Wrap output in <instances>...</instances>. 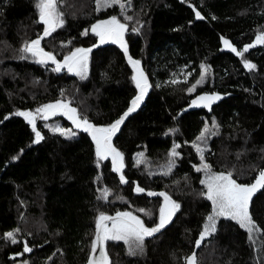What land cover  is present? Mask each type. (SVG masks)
I'll list each match as a JSON object with an SVG mask.
<instances>
[{"label": "trees", "instance_id": "16d2710c", "mask_svg": "<svg viewBox=\"0 0 264 264\" xmlns=\"http://www.w3.org/2000/svg\"><path fill=\"white\" fill-rule=\"evenodd\" d=\"M36 3L0 0V264H84L101 213L129 212L154 227L159 193L179 209L145 238L139 256L127 255L120 241L104 243L110 264H186L193 254L196 264H264L261 187L249 203L258 239L249 240L237 222L219 217L216 231L196 246L211 206L199 183L202 171H196L201 152L193 147L199 146L211 170L242 176L248 185L264 170V44L242 56L224 44L228 40L243 52L264 35V0H120L123 9L105 7L102 0H58L63 26L44 37L41 47L58 62L73 48L91 49L83 79L66 67L54 71L51 61L22 58L25 45L43 36ZM112 16L127 25V54L85 34L90 24ZM129 57L139 61L149 87L112 137L123 156L121 172L109 159L97 160L87 132L68 128L65 117L36 115L43 137L36 142L32 125L15 115L36 114L40 106L60 101L81 121L111 125L139 93ZM245 61L255 68H246ZM202 92L221 98L208 111L185 108ZM56 122L75 134L54 131ZM206 126L210 131L197 140ZM174 147L176 157L170 155ZM8 232L17 243L6 238Z\"/></svg>", "mask_w": 264, "mask_h": 264}, {"label": "snow or ice", "instance_id": "6c2138e0", "mask_svg": "<svg viewBox=\"0 0 264 264\" xmlns=\"http://www.w3.org/2000/svg\"><path fill=\"white\" fill-rule=\"evenodd\" d=\"M105 7H112L119 4L121 9L124 8V4L120 3V0H102ZM58 0H37L36 8L38 9L39 22L44 27L43 36L36 40L26 44L22 49L24 53H30L33 57H39L38 63H46L51 61L56 67L54 71H60L62 68L67 67L69 72H75L83 79L87 71V60L88 53L91 49H76L70 55L64 57L63 62H58L55 56L50 52L44 51L41 47V40L44 37L50 36L57 28L62 27L64 20L62 18V12L58 10ZM198 19H201L199 12L196 13ZM127 20H131L130 16L125 17ZM127 30V25L121 23L116 17L112 16L110 19L101 21L92 26L91 32L99 37L101 43L111 41L113 43H120L121 47L124 48L127 54V48L123 42V36ZM87 34V32L85 33ZM256 43L264 44V35L257 36ZM224 44L230 48L237 56H242L244 52L248 51L249 47L254 45L246 46L243 52L237 51L236 48L232 47L228 40H224ZM26 58V57H22ZM129 61L134 67L139 65V61H132L129 57ZM244 66L249 70L254 69L255 65L245 61ZM207 69H205V74ZM205 75H201V80L197 81L199 84L203 81ZM133 80L136 82V87L139 89V94L131 101V106L128 110L117 119L114 123L107 127H95L85 118L82 121L77 117L76 110L71 108L69 104L64 102H56L55 104H48L36 110V113H43L44 119L48 118V115H55L57 112H63L69 119L73 121L77 128L83 127L86 132H91L92 138L96 144V153L100 159H107L109 156L112 157V163L114 165V171L121 172L123 167V156L115 147L112 146V137L119 130L120 125L124 119L136 108L139 107L140 102L143 100L147 90L148 81L147 77L143 74L142 70L138 71L136 76H133ZM196 85H193L189 91H193ZM220 97L216 95H203L198 97V100L203 103V106L210 107V104L218 100ZM193 104H196L194 101ZM15 115L24 117L29 124L32 125V130L36 135V142H39L43 137L40 132L36 130V114L31 112H17ZM8 117H6L7 119ZM213 128L217 127L215 121L212 122ZM54 131L59 132L61 135L71 136L70 130L62 128H55ZM174 132L175 130H170ZM210 131L206 126L201 136L197 137V140H203L205 135ZM176 147H179L177 145ZM193 147L197 148L198 152H201V160H204L202 150L198 145L193 144ZM172 157L179 155L175 151V147L170 153ZM174 163V161L170 162ZM196 171H203L206 174V179L202 180L201 183L207 188V199L212 202L213 214L207 217L208 223L204 225V230L200 234V239L196 241V246L199 247L202 240L211 233L216 231V221L219 217L229 218L236 221L240 227L245 228L249 233H252L255 229L254 222L249 212V203L253 193L258 187L264 188V170H261L258 174V179L255 180L251 185H243L237 183L232 178V173L228 172L214 174L211 171V166L207 163H202L200 167L196 168ZM120 181L125 183L124 176H120ZM137 192H143L144 189L137 187ZM107 194V191L105 192ZM148 195H157L156 193L149 192ZM164 197L165 206L160 209L159 223L154 227L145 226L144 222L137 216L132 215L129 212H120L116 216H108L101 213L97 220V231L96 239L93 242L92 252L95 253L97 247H100L99 259L95 257L90 258L88 264H110V260L104 250L105 241H123L129 245V254L134 255L136 250H142L143 243L146 237H151L155 233L159 232L165 225L171 220L175 211L179 209V205L171 201V198L166 193H159ZM143 211V210H140ZM108 221H111V227L108 226ZM18 231V230H17ZM6 238L10 239L12 243H17L15 234L8 232L5 234ZM25 252H30L31 249L25 245ZM186 264H196V257L193 254L187 259Z\"/></svg>", "mask_w": 264, "mask_h": 264}, {"label": "rangeland", "instance_id": "374dc122", "mask_svg": "<svg viewBox=\"0 0 264 264\" xmlns=\"http://www.w3.org/2000/svg\"><path fill=\"white\" fill-rule=\"evenodd\" d=\"M37 14H38V9H37ZM111 17H107V18H105V19H100V20H97V21H95V22H93L92 24H90L86 29H85V31L86 32H88V33H91V34H93L95 37H96V39L98 40V41H100V39H99V37L98 36H96L94 33H92L91 32V28H92V26L93 25H95V24H97V23H99V22H101V21H104V20H107V19H110ZM38 19H39V14H38ZM43 27H45V25H43ZM257 36H260V35H257ZM257 36L254 38V40L252 41V43H251V45H255V44H257L256 43V39H257ZM107 42H111V41H107ZM123 42H124V36H123ZM113 43V42H112ZM113 44H116L117 46H119L120 48H122L121 47V45H120V43H113ZM76 49H87V48H84V47H76V48H73L68 54H66L64 57H66V56H68V55H70L72 52H74ZM26 59L27 60H30V61H33V62H37L40 58L39 57H33V56H31V54L30 53H26ZM64 57H63V59L61 60V62H63V60H64ZM48 62H50V61H47L46 63H48ZM130 64H131V66H132V68H133V76H136L137 74H138V71H140L139 70V68H138V66H136V67H134V65L130 62ZM87 65H88V60H87ZM66 71L68 72V73H70V74H73V75H75V76H78V77H81V76H79V75H77L75 72H69L68 71V69H67V67H66ZM86 74V73H85ZM133 76H132V79H133ZM134 81V80H133ZM134 83V85H135V87H136V82L134 81L133 82ZM139 94V93H138ZM142 102V101H141ZM141 102H140V104H141ZM56 102H51V103H47V104H45V105H48V104H55ZM65 103V102H64ZM68 104V103H67ZM45 105H42V106H40L39 108H42L43 106H45ZM36 115H39V118L40 119H44L43 118V116H44V114L43 113H36ZM55 116H62V117H65L68 121V123H69V126H68V128H73L74 126H75V124L73 123V121L70 119H68V117H66V115L65 114H63V112H57L55 115H48V118H52V117H55ZM65 118H62V119H64V120H66ZM27 121V120H26ZM28 122V121H27ZM107 126H110V125H105V126H95V127H107ZM57 127H59V128H62L63 129V127L61 126V124L59 123V122H56L54 125H53V129H55V128H57ZM87 134H88V136H89V138H90V140H91V142H92V144H93V149H94V153H95V156H96V159L97 160H104V159H100L98 156H97V153H96V144H95V141L93 140V138H92V134H91V132H87ZM107 159H109L110 160V162H111V167L114 169V165H113V163H112V157L111 156H109ZM202 163H204L202 160L200 161V165H199V167L201 166V164ZM212 171V173H214V174H219V173H223V172H218V171H213V170H211ZM225 174H227V173H225ZM232 178L233 179H235L236 181H237V183H240V184H243V185H248L246 182H244V179H243V177L242 176H239L238 178H234L233 176H232ZM206 179V174L202 171V174H201V176H200V180H199V183L201 184V186L203 187V190H204V194H205V196H206V198H207V188H206V186L204 185V184H202L201 183V181L202 180H205ZM161 203H160V206H159V209H158V211H157V218H156V222H155V225L154 226H156L158 223H159V216H160V209L162 208V207H164L165 206V202H164V197H162L161 196ZM208 200V199H207ZM209 201V203H210V206H211V211H210V214L209 215H212L213 214V205H212V202L210 201V200H208ZM133 215V214H132ZM136 216V215H135ZM99 217V216H98ZM97 217V218H98ZM138 217V216H137ZM139 218V217H138ZM140 219V218H139ZM96 222H97V220H96ZM236 222V221H235ZM108 223V226L109 227H111V221H108L107 222ZM208 223V221H207V219H206V222H205V224H207ZM204 224V225H205ZM245 231H246V233H247V235L249 236L248 237V239L250 238H255V237H257V239L259 238V231L256 229V227H255V229H254V231L252 232V233H249L245 228H243ZM255 236V237H254ZM249 239V240H250ZM106 242H109V241H105L104 243H106ZM120 242H122L123 243V246H124V248H125V252H126V254L127 255H129V256H139V255H141V254H143V252H144V244H143V248H142V250H139V249H137L136 250V253L134 254V255H132V254H129V245L128 244H126V243H124L123 241H120Z\"/></svg>", "mask_w": 264, "mask_h": 264}, {"label": "water", "instance_id": "95a60500", "mask_svg": "<svg viewBox=\"0 0 264 264\" xmlns=\"http://www.w3.org/2000/svg\"><path fill=\"white\" fill-rule=\"evenodd\" d=\"M203 95H216V96H219V97L221 98V95H220L219 93H214V92H211V93H207V92L198 93V94L194 95V96L189 100V102H188V104L186 105L185 108H187V109H198V108H204L205 110L208 111V110H210V107H211L212 104H215L216 102H218V100H220V98H219L218 100L213 101V102L210 104V107H205V106H203V103L200 102V101L198 100V97L203 96ZM194 101L196 102V104H193ZM82 128H83V127H82ZM257 179H258V177H257ZM253 183H254V182H253ZM96 231H97V229H96ZM95 239H96V234H95ZM95 239H94V241H95ZM100 250H101V249H100L99 246L97 247V250H96L95 253H93V252H92V249H91V251H90V253H89V255H88V257H87V259H86V261H85L84 264H88V261H89L90 258L95 257L96 259H99V252H100Z\"/></svg>", "mask_w": 264, "mask_h": 264}]
</instances>
